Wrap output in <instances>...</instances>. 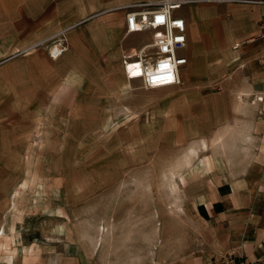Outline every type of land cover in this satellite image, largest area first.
Listing matches in <instances>:
<instances>
[{
	"label": "rangeland",
	"instance_id": "374dc122",
	"mask_svg": "<svg viewBox=\"0 0 264 264\" xmlns=\"http://www.w3.org/2000/svg\"><path fill=\"white\" fill-rule=\"evenodd\" d=\"M11 1L27 0H0L1 18L17 12L3 4ZM96 2L84 0L81 15ZM71 7L30 0L20 6L25 21L6 15L0 24V264H167L191 254L264 264L217 252L214 224L197 215L205 190L192 166L197 140L177 133L200 110L190 104L196 91L127 81L123 56L134 59L151 33L116 31L120 46L104 54L94 27L60 19ZM263 90L247 94L251 105ZM219 91L203 98L214 103Z\"/></svg>",
	"mask_w": 264,
	"mask_h": 264
},
{
	"label": "crops",
	"instance_id": "0c3cea01",
	"mask_svg": "<svg viewBox=\"0 0 264 264\" xmlns=\"http://www.w3.org/2000/svg\"><path fill=\"white\" fill-rule=\"evenodd\" d=\"M68 1L72 14L69 10L60 19L67 22L73 17L75 26L82 24L83 31L94 27L91 41L105 54L107 48L120 46L122 39L113 33L123 30L125 25V11L113 8L159 0H95L96 11L89 16L81 15L85 12L84 0L64 3ZM177 1L182 3L174 13L184 18L186 32V44L181 51L186 57V64L180 69L181 85L196 91L192 92L195 100L190 104L200 109L188 126L177 127V133L185 132L186 137L197 140L191 154L199 157L192 166L205 181L203 195L194 200L197 215L214 224L217 252L225 250L248 262L258 261L264 257V101L253 106L247 94L260 91L264 83L263 45L257 38L264 0ZM26 3L30 0L3 2L8 8L16 7L17 12L12 16L9 9L2 17L25 21L20 6ZM91 17L104 20L88 24ZM3 18L0 17V24L8 23ZM120 67L124 65L121 63ZM129 70L137 76L140 67L129 65ZM215 88L221 91L212 95L214 103L209 104L203 97ZM56 104L52 102L54 107ZM258 106L262 108L261 114L256 111ZM180 120L182 117L178 116ZM22 184L18 190L25 189ZM207 259L191 254L167 264H209Z\"/></svg>",
	"mask_w": 264,
	"mask_h": 264
},
{
	"label": "built area",
	"instance_id": "2783aa9c",
	"mask_svg": "<svg viewBox=\"0 0 264 264\" xmlns=\"http://www.w3.org/2000/svg\"><path fill=\"white\" fill-rule=\"evenodd\" d=\"M181 3L177 0H159L120 4L113 8L125 11V34L144 31L151 33L150 43L138 47L134 59L123 56L127 80L139 79L144 89L181 83L180 69L186 64V57L181 55L186 44L185 20L174 13ZM257 38L263 45L261 59H264V15L259 20ZM148 49L151 51L146 53ZM62 51L63 47L59 46L55 56H59ZM129 65L140 67L137 76L129 70ZM262 92V95L255 97L254 102H262L264 90Z\"/></svg>",
	"mask_w": 264,
	"mask_h": 264
},
{
	"label": "bare ground",
	"instance_id": "6f19581e",
	"mask_svg": "<svg viewBox=\"0 0 264 264\" xmlns=\"http://www.w3.org/2000/svg\"><path fill=\"white\" fill-rule=\"evenodd\" d=\"M51 52H52L54 55H56V54H57V48L52 49Z\"/></svg>",
	"mask_w": 264,
	"mask_h": 264
}]
</instances>
